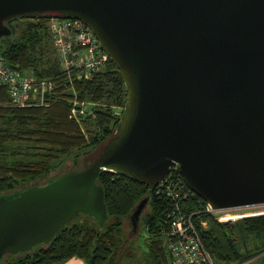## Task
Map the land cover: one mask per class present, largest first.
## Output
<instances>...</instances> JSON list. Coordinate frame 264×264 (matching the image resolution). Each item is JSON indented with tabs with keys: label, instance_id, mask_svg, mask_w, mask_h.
I'll use <instances>...</instances> for the list:
<instances>
[{
	"label": "water",
	"instance_id": "water-1",
	"mask_svg": "<svg viewBox=\"0 0 264 264\" xmlns=\"http://www.w3.org/2000/svg\"><path fill=\"white\" fill-rule=\"evenodd\" d=\"M19 17L84 22L126 100L86 167L0 194V261L80 214L102 228L103 170L152 189L177 165L214 210L264 204V0H0V38ZM148 201L129 215L133 231Z\"/></svg>",
	"mask_w": 264,
	"mask_h": 264
},
{
	"label": "trees",
	"instance_id": "trees-1",
	"mask_svg": "<svg viewBox=\"0 0 264 264\" xmlns=\"http://www.w3.org/2000/svg\"><path fill=\"white\" fill-rule=\"evenodd\" d=\"M46 21L12 18L5 22L11 35L0 38V55L12 68L52 81L42 105L23 107L12 106L7 88L0 85V194L41 184L37 180L62 157L113 135L122 113L115 110L125 104L124 82L110 60L89 80L78 79L75 71L67 73L61 67ZM85 104L91 112L82 110ZM167 177L179 179L190 189L174 166ZM97 183L103 188L107 208L102 228L83 214V221L72 220L49 243L17 255L6 254L0 264H57L72 257L87 264L115 263L112 254L121 245L122 219L129 218L146 196L150 211L143 220L150 240L144 262L171 264L166 239L171 229L168 214L175 204L172 197L109 170L102 171ZM178 204L183 213H193L201 241L217 263L249 264L254 257H264V214L221 222L205 210L206 202L193 191ZM251 242L254 247L249 246Z\"/></svg>",
	"mask_w": 264,
	"mask_h": 264
},
{
	"label": "built area",
	"instance_id": "built-area-1",
	"mask_svg": "<svg viewBox=\"0 0 264 264\" xmlns=\"http://www.w3.org/2000/svg\"><path fill=\"white\" fill-rule=\"evenodd\" d=\"M47 26L61 67L67 73L75 71L78 77L88 78L105 69L109 57L84 22L52 17L47 21ZM0 85L7 88L11 105L17 107L37 105L39 101L42 103L45 93L52 89L51 81L12 68L1 55ZM173 166L177 168V165ZM167 176L155 187L157 193L165 192L175 201L174 208L168 214L171 229L166 239L171 264H217L201 241L192 219L193 213L186 214L180 210L178 200L192 190L185 188L179 179ZM205 210L209 213L216 211L207 203ZM205 225L202 222V226Z\"/></svg>",
	"mask_w": 264,
	"mask_h": 264
},
{
	"label": "rangeland",
	"instance_id": "rangeland-1",
	"mask_svg": "<svg viewBox=\"0 0 264 264\" xmlns=\"http://www.w3.org/2000/svg\"><path fill=\"white\" fill-rule=\"evenodd\" d=\"M31 19V18H30ZM47 21L49 18H46ZM46 21V24H47ZM21 22H25V20H22ZM51 43L53 45V41L51 39ZM54 47V45H53ZM55 49V47H54ZM56 52V49H55ZM60 65L61 61L59 57L57 58ZM110 60V59H108ZM108 62V61H107ZM107 65V63H106ZM62 66V65H61ZM94 73L88 77H78L76 73V77L78 79L82 80H89L93 77ZM69 76V75H68ZM48 80V79H47ZM51 81V80H49ZM52 82V81H51ZM44 103V99L42 103L39 101V104L42 105ZM76 105V102H74ZM124 108V106H123ZM123 108L119 109L117 108L115 111L118 113V111H123ZM83 111L91 112L90 105H84L82 107ZM114 111V114L116 112ZM73 113L76 114V109L73 110ZM122 114V113H121ZM121 117V115H120ZM120 120V119H119ZM115 133H113L114 135ZM112 136V135H110ZM109 136V137H110ZM108 138V137H107ZM106 138V139H107ZM105 139V140H106ZM103 140L101 143L97 144L96 146L89 148V149H82V150H74L71 154L64 156L60 159V161L55 165V167L46 175L39 178L37 182L43 183L47 180H51L61 174H64L69 171H76L83 169L87 166L88 162L95 159L100 152L102 145L104 143ZM150 211L149 205L146 204L144 210L141 213V217L139 218L137 222V227L135 231L132 230L131 224L128 221V218H123L121 223V245H119L116 249H114L112 257H114L115 263L112 264H146L145 257L148 255V243L150 240V235L146 230L143 217ZM217 217L219 221H236L238 219H242L247 216L252 215H260L264 214V204H258L253 206H246V207H237V208H230V209H222V210H216L214 213H212ZM85 215H79L77 218L73 219L76 221H83ZM220 217H225L226 219L220 220ZM110 222V221H109ZM90 223H93L90 221ZM206 224V223H205ZM250 247H254L255 244L253 242L250 243ZM114 255V256H113ZM7 259V258H5ZM8 260V259H7ZM217 264H224L222 262H218ZM249 264H264V257H261L260 255L258 257H254L250 259Z\"/></svg>",
	"mask_w": 264,
	"mask_h": 264
},
{
	"label": "crops",
	"instance_id": "crops-1",
	"mask_svg": "<svg viewBox=\"0 0 264 264\" xmlns=\"http://www.w3.org/2000/svg\"><path fill=\"white\" fill-rule=\"evenodd\" d=\"M57 264H87V263L83 259H80L78 257H72L66 261Z\"/></svg>",
	"mask_w": 264,
	"mask_h": 264
}]
</instances>
